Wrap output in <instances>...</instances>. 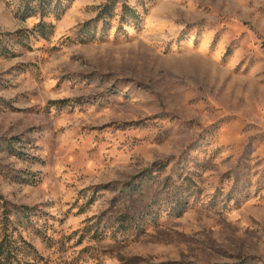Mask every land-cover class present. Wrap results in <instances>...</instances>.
<instances>
[{"label": "rangeland", "instance_id": "obj_1", "mask_svg": "<svg viewBox=\"0 0 264 264\" xmlns=\"http://www.w3.org/2000/svg\"><path fill=\"white\" fill-rule=\"evenodd\" d=\"M0 35V220L50 264H264V0H0Z\"/></svg>", "mask_w": 264, "mask_h": 264}, {"label": "trees", "instance_id": "obj_2", "mask_svg": "<svg viewBox=\"0 0 264 264\" xmlns=\"http://www.w3.org/2000/svg\"><path fill=\"white\" fill-rule=\"evenodd\" d=\"M33 1L39 2L44 8H50L53 4V0ZM25 9L29 11L28 15H33L36 13L37 7L26 6ZM48 25L52 26L48 23L39 24L41 33L46 31ZM25 217L15 216L14 220L6 217L0 220V264H50L36 246L23 235ZM32 228L37 233L40 232L34 226Z\"/></svg>", "mask_w": 264, "mask_h": 264}]
</instances>
